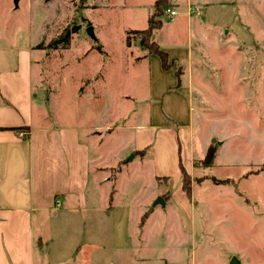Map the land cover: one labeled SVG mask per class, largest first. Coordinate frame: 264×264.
Here are the masks:
<instances>
[{
  "label": "rangeland",
  "instance_id": "1",
  "mask_svg": "<svg viewBox=\"0 0 264 264\" xmlns=\"http://www.w3.org/2000/svg\"><path fill=\"white\" fill-rule=\"evenodd\" d=\"M154 1L0 0V39L38 42L35 117L99 127L116 150L114 201L143 224L133 256L264 264V0H169L177 14L163 8L150 41L188 54L169 56L167 70L155 54L138 59ZM73 28L66 47L49 49ZM64 230L34 225L47 240Z\"/></svg>",
  "mask_w": 264,
  "mask_h": 264
},
{
  "label": "crops",
  "instance_id": "2",
  "mask_svg": "<svg viewBox=\"0 0 264 264\" xmlns=\"http://www.w3.org/2000/svg\"><path fill=\"white\" fill-rule=\"evenodd\" d=\"M37 45L16 48L0 39V264H145L132 255L142 247L140 211L114 201L117 152L103 148L101 128L33 114L34 85L43 82ZM35 223L66 233L47 240L35 235Z\"/></svg>",
  "mask_w": 264,
  "mask_h": 264
},
{
  "label": "trees",
  "instance_id": "3",
  "mask_svg": "<svg viewBox=\"0 0 264 264\" xmlns=\"http://www.w3.org/2000/svg\"><path fill=\"white\" fill-rule=\"evenodd\" d=\"M167 6H169V0H155L152 6L153 11L147 20V27L144 30L139 31V33L143 35L142 40L140 42L142 48L145 49L149 54H155L160 58L161 66L163 70H167L171 65L169 62H167L168 61L167 53L164 52L156 43L151 42L150 38L152 32L160 28L161 23L158 20V18L161 15L162 9ZM75 31H76L75 28H73L72 30L64 29L63 32L57 38H55L50 42L48 47L50 49H57V45L61 43L63 44V47H66L68 45L71 34L75 33ZM99 50L101 52L100 48ZM180 168H181V174L183 175L184 171L181 165Z\"/></svg>",
  "mask_w": 264,
  "mask_h": 264
},
{
  "label": "water",
  "instance_id": "4",
  "mask_svg": "<svg viewBox=\"0 0 264 264\" xmlns=\"http://www.w3.org/2000/svg\"><path fill=\"white\" fill-rule=\"evenodd\" d=\"M86 32H87V34H88L89 36L93 37V32H92V28H91V27H88ZM154 204H161V205H164V201H163V199H162L161 197H158V198L156 199V201L154 202ZM230 264H239V263L237 262V260H236L235 257H232V259H231V261H230Z\"/></svg>",
  "mask_w": 264,
  "mask_h": 264
},
{
  "label": "built area",
  "instance_id": "5",
  "mask_svg": "<svg viewBox=\"0 0 264 264\" xmlns=\"http://www.w3.org/2000/svg\"><path fill=\"white\" fill-rule=\"evenodd\" d=\"M164 13L168 14L171 17L175 16L177 14V12L175 10H172V9H170L168 7L164 9Z\"/></svg>",
  "mask_w": 264,
  "mask_h": 264
}]
</instances>
